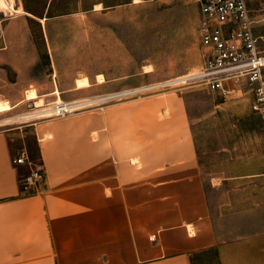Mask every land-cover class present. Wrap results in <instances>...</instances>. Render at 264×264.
<instances>
[{"label":"crops","instance_id":"1","mask_svg":"<svg viewBox=\"0 0 264 264\" xmlns=\"http://www.w3.org/2000/svg\"><path fill=\"white\" fill-rule=\"evenodd\" d=\"M139 86L74 88L94 107L32 122L37 187L21 189L0 129V264H191L209 248L220 264H264V231L217 238L182 92L125 94Z\"/></svg>","mask_w":264,"mask_h":264},{"label":"rangeland","instance_id":"2","mask_svg":"<svg viewBox=\"0 0 264 264\" xmlns=\"http://www.w3.org/2000/svg\"><path fill=\"white\" fill-rule=\"evenodd\" d=\"M91 1L88 11L39 19L40 24L29 22L22 11L0 9V101L16 105L0 112V129L8 131L11 143L25 147L22 140L34 135L30 124L54 116L45 113L57 100L49 94L54 89L62 102L93 99L75 93L78 77L86 76L94 91L107 80L130 79L142 86L186 76L144 94L174 88L184 95L217 238L229 242L263 232L264 189L250 176L264 173L262 120L251 108L252 91L242 81H225L230 94L186 81L203 68L199 0ZM246 1L253 15L264 13V0ZM96 4L101 7L95 9ZM255 33L262 37L258 48L264 55V23L256 24ZM146 66L151 71L145 72ZM31 88L42 95L44 106L26 101ZM216 259L211 264H220L218 252Z\"/></svg>","mask_w":264,"mask_h":264},{"label":"built area","instance_id":"3","mask_svg":"<svg viewBox=\"0 0 264 264\" xmlns=\"http://www.w3.org/2000/svg\"><path fill=\"white\" fill-rule=\"evenodd\" d=\"M197 32L202 50L203 68L186 79L198 80L210 91L230 94L225 81L232 84L244 82L253 93L251 108L262 120L264 136V55L258 48L255 26L264 23V13L253 15L246 0H199ZM168 79L149 83L125 91V94L146 93L170 87L175 82ZM185 82V81H184ZM79 108L69 102L54 103L50 113L64 117ZM15 166L27 165L30 171L19 179L21 189L37 187L42 180V167H32L25 147L15 150L12 157Z\"/></svg>","mask_w":264,"mask_h":264},{"label":"trees","instance_id":"4","mask_svg":"<svg viewBox=\"0 0 264 264\" xmlns=\"http://www.w3.org/2000/svg\"><path fill=\"white\" fill-rule=\"evenodd\" d=\"M78 1L79 0H20V4L29 22L40 24L38 21L39 19L45 18V20H47L55 16L73 13L78 10L88 11L92 9L93 3L91 0H80L81 4H78ZM115 2L121 3L123 0H115ZM22 143L25 145L28 158L32 164L31 166L42 167L39 145L35 135L24 138ZM17 148L19 147L12 146V155H14ZM29 171L30 168L27 165H18V178L20 179ZM216 258V248L197 251L192 253L189 257L191 264H196L203 260L205 263L211 264V260H217Z\"/></svg>","mask_w":264,"mask_h":264},{"label":"bare ground","instance_id":"5","mask_svg":"<svg viewBox=\"0 0 264 264\" xmlns=\"http://www.w3.org/2000/svg\"><path fill=\"white\" fill-rule=\"evenodd\" d=\"M100 7H101L100 4H96L94 6L95 9H99ZM0 9H2V10L5 9L6 11L10 10V12H11V10H13V11H22L23 12L21 5H18L17 7H14L13 0H0ZM149 71H151L150 66H146L145 72H149ZM196 74H194V75H196ZM194 75H192V76H194ZM97 77H98V81H100V82H102L104 80V78L102 77L101 74H98ZM185 77L186 76L181 77L179 79L172 80L171 82L184 80ZM74 85H75V88H84V87L90 86V82H89V80H88V78L86 76H82V77H78V78L75 79ZM59 93L60 92H59V90L57 88L54 89L51 92V94L57 95V100H56L55 103H62V101H60L61 98H60ZM41 96L40 95L38 96L36 91H35V89L31 88V89H28L26 91L25 99H26V101L27 100H32L34 107H40V106L42 107V106H44V104H43V99H42ZM92 98L93 99L84 100V101L74 100V101L69 102V103H70V106H72L74 108H81V107H85V106L94 104L95 101H96V98L95 97H92ZM9 103L10 102L5 101V100L0 101V112L1 113L7 112V111L13 109L16 106V105L11 106ZM45 111H46V109H45ZM45 111H43V108H41V112L40 113L43 114ZM48 111L49 112L51 111V107L45 113H48Z\"/></svg>","mask_w":264,"mask_h":264}]
</instances>
